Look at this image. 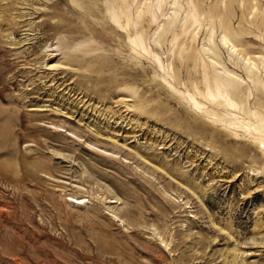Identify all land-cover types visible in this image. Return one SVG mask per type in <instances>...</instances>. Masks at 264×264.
Masks as SVG:
<instances>
[{
	"label": "rangeland",
	"instance_id": "1",
	"mask_svg": "<svg viewBox=\"0 0 264 264\" xmlns=\"http://www.w3.org/2000/svg\"><path fill=\"white\" fill-rule=\"evenodd\" d=\"M121 2L0 0V264H264V0Z\"/></svg>",
	"mask_w": 264,
	"mask_h": 264
},
{
	"label": "bare ground",
	"instance_id": "2",
	"mask_svg": "<svg viewBox=\"0 0 264 264\" xmlns=\"http://www.w3.org/2000/svg\"><path fill=\"white\" fill-rule=\"evenodd\" d=\"M85 8V14L86 16H89L92 18L93 22H99L103 29L112 30L113 28L119 29L118 26H116L115 22H119L123 19L127 20V23L122 26V29L120 28L121 32H124L128 29V26H130V22L127 19V15H121L119 12H117L116 4H119V0H107L106 3V11H104L97 3H93V1L89 0H81ZM121 2V0H120ZM122 3V2H121ZM122 12H124V9L122 7ZM84 14V13H83ZM113 31V30H112ZM128 31V30H127ZM138 42H135V48L139 49L137 46ZM91 46V45H90ZM261 89V88H260Z\"/></svg>",
	"mask_w": 264,
	"mask_h": 264
}]
</instances>
